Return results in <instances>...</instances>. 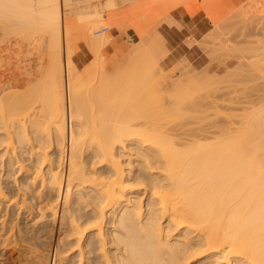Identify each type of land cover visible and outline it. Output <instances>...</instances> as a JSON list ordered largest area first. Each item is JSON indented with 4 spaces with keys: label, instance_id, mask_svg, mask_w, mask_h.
<instances>
[{
    "label": "bare ground",
    "instance_id": "bare-ground-1",
    "mask_svg": "<svg viewBox=\"0 0 264 264\" xmlns=\"http://www.w3.org/2000/svg\"><path fill=\"white\" fill-rule=\"evenodd\" d=\"M93 2V11H79L75 14L76 19H88L86 22H79L78 27L84 28L82 34L80 32L83 29H77L81 36L84 34V38L80 37L87 43L85 46L96 55L107 44L109 36L108 32L101 33L98 35L99 41H94V45L91 43L93 36L91 41L88 40L91 37L89 33L92 32L89 30L86 34L88 30L85 32V29L97 26L98 29V24L102 23L99 20L103 16ZM68 3L69 0H0L1 21L5 23V18L7 21L11 19L17 25H22L21 28L38 27L41 33L42 29L45 30L50 34L49 42H52L47 47L53 45L55 48L54 52L50 49V54L45 46L48 49L46 68L42 66L45 69L42 70L41 66L38 68L39 65L35 68L32 63L23 61L19 77L10 75L15 77L8 79L16 84L17 90L20 89L18 93L11 87L10 80L3 79L0 75V264H10L9 259L13 258L5 256L7 249L16 253V264H264V111L260 112L254 106L249 107L256 108L257 112L253 111L252 114L248 109L246 113L243 112L244 109L240 110L249 117L240 114L242 123H235V128L226 126V123L223 126L218 120L212 121L215 124L211 122V125L204 121L203 124L197 123L192 116L198 114L192 110L200 113L203 111V116L199 115L203 120L207 112H218L222 107L218 105L222 104L223 94L219 92L220 88L212 87L213 90L219 89L217 93L220 94L217 96L221 95L222 99H217L216 102V98L210 95L214 100L211 101L206 94L208 87L218 85L216 76V83H213L210 76H207L208 72L204 74L207 68L204 72L202 69L201 73L198 72L200 76L193 70L189 73L188 68V71L184 69L187 77L179 75L175 80H165L162 77L158 83L159 88L169 82L175 86L173 90L177 94L171 91L175 96L170 91L167 92L169 98L174 97V113L171 115L165 101L159 100L158 94L154 95L152 82H147L153 80L152 76H156L158 72L162 74L157 65L158 58L155 59L158 55L155 54H161L165 50L163 37L152 30L154 33L151 36L144 32L143 35L140 34V45H132L124 54L122 52L123 59H116L118 65L114 63L115 67L108 68L112 76H108V80L105 81L104 71H99L103 75H100L101 79L97 76L99 80H94L98 84L92 82L95 76L88 75V72L84 73L85 76L80 73L84 76L82 78L70 57L69 52L72 54V50L66 38L74 28L72 20L75 15L74 18L67 16L72 20L67 19L66 15L67 20L62 19L64 15L61 6ZM106 3L108 7L114 6L112 0ZM253 15L248 14L247 18ZM107 19L105 18L106 24L109 23L107 26L114 25L115 20L107 22ZM239 19L236 20L242 25L246 22V19L243 23ZM233 22L231 25L236 24ZM61 39L63 42L66 40V46ZM192 41L197 44L198 40H190ZM104 42L106 44L103 45ZM223 42H213L219 45H214L215 49L211 46L209 49L212 51H209H216ZM240 43L242 42L239 45ZM61 44L69 46V52H66L69 53L68 57L64 52L61 58ZM206 47L207 45L204 48ZM237 48L244 49L245 46ZM164 53L166 52L162 54ZM243 64L244 62L240 66H248ZM257 65L263 71L261 62ZM252 66L255 67V64L250 67ZM250 67L244 69L248 72L250 70L251 74ZM261 68L257 70L260 72ZM232 69L231 72L227 71L233 77L229 74L226 79H234L237 77L235 74L241 72L240 70L234 74ZM255 71L253 69L252 74H257ZM226 72L223 75H228ZM194 76L197 77L192 78ZM251 77L249 75L248 78ZM223 78L224 76L221 79L219 76L216 79L223 84ZM241 79L234 85L237 86ZM254 80L256 79L251 81ZM100 81L104 83L103 87ZM262 81L259 78L257 82ZM142 83L145 93L142 94L143 90H140L142 95H138ZM244 83L238 85L243 86ZM246 83L248 85L249 82ZM256 83L254 82V87L252 84L253 88H257ZM19 85L24 86V91H21L23 87L20 88ZM111 88H114L113 92L117 91L112 94ZM132 89L137 97L141 96L144 100L137 99L135 93V97L131 96L133 91H129ZM203 89L206 92H202ZM224 89L225 87L222 90ZM262 91H255L259 100ZM211 92L212 90L210 94ZM227 93L228 96L229 92ZM128 96L130 99L127 105ZM227 96L225 93V97ZM234 96L232 97L235 99ZM93 99L94 102L91 103ZM131 100H134L131 102L133 105L137 100L144 105L137 107L141 105L137 103L133 111ZM225 102L226 100L223 101V106H226ZM128 106L132 109L129 110ZM199 106H203L202 110ZM225 111L226 114L224 110L223 114L227 115L228 110ZM210 117L208 115L206 118ZM45 120L49 124L47 129L43 127ZM171 121L178 125L173 127ZM166 122L171 123V127L168 125L165 128Z\"/></svg>",
    "mask_w": 264,
    "mask_h": 264
},
{
    "label": "rangeland",
    "instance_id": "rangeland-1",
    "mask_svg": "<svg viewBox=\"0 0 264 264\" xmlns=\"http://www.w3.org/2000/svg\"><path fill=\"white\" fill-rule=\"evenodd\" d=\"M94 1V2H93ZM106 1H110L111 2V0H87V1H85V0H69V3L67 4V5H62L61 6V10H62V15H64V17L62 16V19L63 18H65V15H66V18L67 19H69V18H71V17H73L74 18V15H75V18H74V20L77 22H75L74 20H72V18H71V20L73 21V23H75V24H73L74 25V28H72V32H70L71 34H69L68 36H66V38H67V40H68V44L70 45V49L72 50V54H71V51L69 52L68 50H69V46H67V47H65L66 46V40H65V42H63V40L61 39V42L62 43H64L65 44V46H64V44H61L62 45V47H60V49L62 50H60L61 52V58H63V54H64V52H65V55H66V57H68V55H69V53H70V57H71V59H72V61H73V63H74V65H76V70H77V72H78V74H83L84 75V73L86 74V72H88L87 74L88 75H91V76H95L94 78H93V80H92V82H94L95 84H98L99 82L98 81H94V80H99V79H101V76L100 75H102V74H100V72L102 73V71H104V72H106L105 74H104V72H103V74L106 76V78H105V76L103 77V78H105V81L106 80H108L107 78H108V76H111V74L109 73L110 71L108 70V68L110 67V68H113V66L115 67L116 65V63H117V61L119 60V59H123V57L122 56H124V55H122V52H123V54L125 53V51H127L132 45H135V44H137V45H140V44H138V41H140V38H142V37H140V34H142L143 35V33L142 32H144V33H146V35L148 34L149 36H151V35H153V33L155 32V31H157L162 37H163V39H164V43H163V46H165L164 47V51L163 52H166V53H164V54H162L163 52L160 50V49H158V50H160L162 53L160 54V52H156V51H158V50H156L155 52L156 53H158V54H155V56L156 55H158L155 59H157V65H158V67H160L161 68V72H162V74L160 73V72H156L157 73V75L155 76L154 75V77L152 76V78H153V80L151 79L150 80V78H149V80L150 81H148L147 80V82L148 83H150V82H152V86H153V89L155 90V94L154 95H156V94H158L157 96H158V98H159V100H163V101H165V106L168 108V109H170V114L172 113H174V111H173V108H172V106H173V104H174V97H172V96H175L174 94H177V93H175L176 92V90H175V92H174V90H173V87H175V86H172L171 84H170V82L169 83H167L165 86H163L162 88H159V86H158V83L161 81V78L163 77L165 80H169V79H174V78H177V77H179V75L180 76H185V74L187 73L186 71V73H184V69L185 70H187L188 68V72L190 73L192 70L196 73H198V72H200V70L201 71H203L204 69H206L207 68V70H205V73L204 74H206V72H208V75L207 76H210V78H211V81H213V83H216L215 82V80L218 82V85L217 84H213L212 82V84H213V86H211V88L212 87H218V88H220V91L219 92H221V95H222V97H223V99H222V97H220L221 95H219V96H217L218 94H220L219 92L217 93V91L219 90L218 88V90L217 89H215V90H213L214 88H210V87H208V89L211 91L212 90V92H211V94H210V91L208 90L207 92L209 93V95H208V93L206 94L207 95V97L209 98L210 97V99H211V96L210 95H212V97H215L216 98V102H217V99L218 100H221L222 99V104H224L223 103V101H225L226 100V106H223L222 104L221 105H218L219 107L220 106H222L220 109L222 110H218V112L217 111H215V112H210L209 114H208V112H207V116H205V118L203 119V120H201L202 118H200V116H203V111H202V113H200L199 111L198 112H195L194 110H192L194 113H196V114H198V116H196L195 114V116H192V113H191V116L194 118H196V119H198L197 117H199V119L198 120H196L195 119V121L197 122V123H201L202 122V124H203V121H204V123H206V124H209V125H211V124H215V120H218V123H221V124H223V126H225L224 124L226 123V126H231V127H236V126H234L235 125V123H237L238 125L240 124V123H242V117H240L241 115L240 114H242L243 112L244 113H246L247 112V110L246 109H248V110H250L249 111V113L250 114H252L253 113V111H255V112H257L255 109L256 108H259V109H257V110H261L260 112H263L264 111V100L262 99V98H264V97H262V96H264L263 94H264V91H262V89H264V84H262V83H264L263 81H264V78H263V73H264V68H263V71H262V68H261V70H260V72L257 70V68L258 69H260L259 67H258V62H259V64H260V62H261V65H262V67H264L263 66V64H264V60H262V59H264V0H200V3H199V6H200V8L202 9V11H203V13H204V15L206 16V18L208 19V21H209V25H208V28H207V30L205 31V32H203L202 34H201V36L200 37H198V38H195L193 35H191V34H189V33H187V34H183L182 35V37H180V38H176V37H171V35L170 34H166L164 31H163V27H162V24L164 23L165 25H167V26H175L176 27V29H182V28H186V30L187 29H189L190 28V26L189 25H187L188 24V21H186L187 23H185V24H183V23H179V22H177L172 16H171V12H172V10L175 8V7H177V6H179L180 4H182V3H184V2H186V1H188V0H182V1H180V0H146V2H145V0H112V3L114 4V6L113 5H110L109 7L107 6V3H106ZM136 1V2H135ZM141 1V2H140ZM149 1H151V2H149ZM176 2L175 4L173 3V2ZM252 1V2H251ZM92 2L96 5V7H97V9L102 13L101 15H106V16H104V18H103V16L101 17V20H99V21H101L102 23H99L98 25H99V28L97 29V27H95L94 29H93V27L92 28H90L91 26L89 25V28L90 29H87L86 27V29H85V32H87V30H88V32L86 33V34H88L89 33V30H90V32H92V33H89L90 35H91V37H88L89 39V41H91V38H92V36H93V38H92V40H93V42L91 41V43H92V45H94L95 43H94V41H97L98 40V35H100L101 33H106V32H108V36H109V39H107L106 41H107V44L104 42L103 43V45L104 44H106L104 47H103V49H102V51H100L99 53L97 52L96 53V55H95V53H93L92 51H90V49L88 48V47H86L87 46V43H85L84 42V39H82V38H84V34H83V36H81V34L84 32V28L82 27V26H80V28L78 27L79 26V24L81 23V21L83 20V22L85 21H88V19L87 20H84V19H80V18H78L77 17V19H76V16H77V14H75L76 12L78 13L79 11L81 12H90V11H93V9H92ZM178 2V3H177ZM242 2H243V4H242ZM262 5V6H260V4ZM136 3V4H135ZM206 3V4H205ZM257 3V4H256ZM143 4V5H142ZM259 4V5H258ZM94 5V6H95ZM205 5V6H204ZM206 5H207V7H206ZM238 5V6H237ZM86 6V7H85ZM106 6H107V8H106ZM116 6V7H115ZM133 6V7H132ZM137 6V7H136ZM254 6H256V7H254ZM105 7V8H104ZM111 7V8H110ZM237 7V8H236ZM101 8V9H100ZM204 8H205V10H204ZM247 8V9H246ZM249 8V9H248ZM115 9V10H114ZM122 9V10H121ZM123 10H124V12H123ZM246 10H247V12H246ZM103 11V12H102ZM105 11V12H104ZM119 11V12H118ZM122 11V12H121ZM133 11V12H132ZM234 11V12H233ZM243 11V13L241 14V12ZM113 12H115V13H113ZM238 14H240V15H238ZM254 12V13H253ZM103 13H106V14H103ZM112 15H111V14ZM160 14V15H159ZM226 14V15H225ZM250 15V14H254L253 16H249V19L247 18L248 16L247 15ZM71 16V17H67V16ZM73 15V16H72ZM108 15V16H107ZM141 15V16H140ZM168 15V16H167ZM233 15V16H232ZM234 15H236L235 17H234ZM245 15V16H244ZM158 16V17H157ZM165 16H166V18H165ZM212 16V17H211ZM238 16V17H237ZM242 16H244V17H242ZM109 17V19H107ZM130 17V18H129ZM170 17H171V20H170ZM222 17V18H221ZM228 17V18H227ZM233 19H231V18ZM244 18L243 20H241V18ZM65 18V19H66ZM105 18L107 19V22L108 21H110V20H115L114 21V25H111L110 27L109 26H107V24H109V23H107L106 24V20H105ZM111 18V19H110ZM118 18V19H117ZM226 18V19H225ZM240 18V19H239ZM247 18V19H246ZM66 19V20H67ZM80 19V20H79ZM96 19L98 20V18L96 17ZM104 19V20H103ZM173 19V20H172ZM224 19V20H223ZM228 19V20H227ZM231 19V24H232V22L233 23H236V24H233V25H231L230 23H229V20ZM236 19H239V21H242V23L244 22V20L246 21V22H244L243 23V25L241 24V22H238ZM1 20H3V18L2 19H0V57H1V60H0V68L2 69H0V75H1V77L3 78V79H8V78H10V77H12V76H15V77H19V75H20V71L22 70V64H24V63H22L23 61L25 62H30V63H32V65H35L34 67L35 68H37V66L39 65V67L38 68H40V66H41V68H42V66H45V68H46V60L45 59H47L48 57H47V50L49 49H51L52 51H53V45L52 46H50V47H52V48H50V47H47V45H50V44H52V42H49V40H50V34H48L49 32H47V31H45V30H43L42 29V33H41V30L38 28V27H33V28H29V29H26L25 28V26H23L24 28H21L22 27V25H17V23L14 21V20H9L8 19V21L6 20V18H5V23L3 22V21H1ZM66 20L64 21V22H66ZM70 20V19H69ZM103 20V21H102ZM165 20V21H164ZM167 20V21H166ZM187 20V19H186ZM215 20H216V22H215ZM219 22H218V21ZM156 21L158 22V23H156ZM169 21H170V24H169ZM172 21V22H171ZM222 21V22H221ZM223 21H224V24H222L223 23ZM235 21H237V22H235ZM248 21V22H247ZM4 23V24H2V23ZM6 22H9V23H6ZM70 22V21H69ZM80 22V23H79ZM130 22V23H129ZM176 22V23H175ZM214 22V23H213ZM66 23H68V22H66ZM64 24L63 23V25H67L68 26V24ZM157 25H156V24ZM173 23V24H172ZM226 23V24H225ZM11 24V25H10ZM71 24V23H70ZM101 24V25H100ZM104 24H106V25H103ZM143 24V25H142ZM217 24V25H216ZM238 24H240V25H238ZM6 25V26H5ZM15 26V28H13V26ZM62 25V24H61ZM177 25H179L178 27H177ZM228 25V26H227ZM5 26V27H4ZM9 26V27H8ZM10 26H12V28L10 27ZM19 28H18V27ZM72 26V25H71ZM156 26V27H155ZM223 26V27H222ZM226 26V27H225ZM230 26V27H229ZM233 26V27H232ZM263 26V27H262ZM8 27V28H7ZM32 27V26H31ZM63 27V26H62ZM66 27V26H65ZM64 27V28H65ZM88 27V26H87ZM102 27H106L107 29L105 30V31H101V32H99V33H95V31L96 30H99V29H101ZM154 27H155V30H154ZM216 27V28H215ZM219 27V28H218ZM2 28H4V29H2ZM9 28H11V29H9ZM28 28V27H27ZM36 28H38V29H36ZM83 29L82 30V32H80V30L78 31V29ZM153 28V29H152ZM222 28H224V29H222ZM150 29V30H149ZM233 29V30H232ZM36 30H38V31H36ZM154 31L153 33H152V31ZM213 30V31H212ZM236 32H235V31ZM31 31H32V33H31ZM36 33H35V32ZM148 31H149V33H148ZM218 31V32H217ZM230 31V32H229ZM40 32V33H39ZM79 32L81 33V34H79ZM208 32V33H207ZM211 32H214V33H211ZM222 34H221V33ZM223 32H225V33H223ZM229 32V33H228ZM35 33V34H34ZM209 33H211V36H210V34ZM238 33H240V34H238ZM86 34H85V39H87V37H86ZM93 34V35H92ZM209 34V35H208ZM214 34V35H213ZM220 34V35H219ZM30 35V36H29ZM40 35H41V38H40ZM89 35V36H90ZM106 35V37H107V34H105ZM204 35V36H203ZM227 35V36H226ZM22 36H24V37H22ZM79 36V37H78ZM82 38H81V37ZM88 36V35H87ZM95 36H97L96 38V40H95ZM207 36L209 37V38H207ZM220 38H219V37ZM241 38H240V37ZM104 37V36H103ZM186 37H187V39L189 40H198L197 41V44H198V42H199V44L197 45V44H195L193 41V45H192V42H190V40L188 41L187 39H186ZM190 37V38H189ZM207 39H206V38ZM227 37V38H226ZM23 38L25 39V40H23ZM38 38V39H37ZM61 38H62V36H61ZM70 40H69V39ZM108 38V37H107ZM148 38V37H147ZM199 38H203L202 40L204 41H202L201 39H199ZM211 38V39H210ZM215 38V39H214ZM219 39V41H218V39ZM238 38H240V39H238ZM244 38V39H243ZM31 39V40H30ZM41 39V40H40ZM65 39V38H64ZM186 39V40H185ZM210 39V40H209ZM227 39V40H226ZM88 40H86L88 43H89V41ZM110 40V41H109ZM149 40V39H148ZM148 40H146V41H148ZM215 40V41H214ZM221 40V41H220ZM236 40H237V43H236ZM246 42H245V41ZM48 41V42H47ZM52 41V40H51ZM71 43H70V42ZM99 41V40H98ZM109 41V42H108ZM186 41V42H185ZM203 42V44L202 45H204V46H202L201 45V43ZM217 41V42H216ZM222 41H224L223 43H222V45H220V48L219 47H217V49H216V51L214 50L215 49V46L214 45H219V44H221V42ZM244 41V42H243ZM37 42V43H36ZM39 42V43H38ZM188 42L190 43V44H188ZM201 42V43H200ZM212 42V43H211ZM219 43V44H214V43ZM239 42H242V43H240V45H239ZM50 43V44H49ZM91 43H89L90 45H91ZM143 43V42H142ZM144 43H145V41H144ZM143 43V44H144ZM204 43H206V45H207V47L206 48H204L206 45L204 44ZM208 43H210V44H208ZM235 44V45H233L232 46V44ZM37 44V45H36ZM85 44H86V46H85ZM88 44V45H89ZM97 44H99V42L98 43H96V45ZM142 44V45H143ZM188 44V45H187ZM225 44V45H224ZM237 44L239 45V46H237ZM241 44H243V45H241ZM34 45V46H33ZM72 45V46H71ZM101 45H102V41H101ZM145 45V44H144ZM143 45V46H144ZM159 45V44H158ZM190 45V46H189ZM199 45H201V46H199ZM224 45V46H223ZM251 45V46H250ZM263 45V46H262ZM42 46V47H41ZM48 48H46V47ZM211 46H212V48H213V46H214V51L213 52H210V51H212L211 49H209V48H211ZM223 46V47H222ZM226 46V47H225ZM244 47L245 46V48H246V51L243 49V48H237V47ZM247 46H248V49H247ZM28 47V48H27ZM37 47V49L35 50V48ZM222 47V48H221ZM225 47V48H224ZM227 47H229V49H226ZM40 48V49H39ZM67 48H68V50H67ZM141 48V47H140ZM234 48V49H233ZM237 48V49H236ZM251 48V49H250ZM256 48V49H255ZM27 49H28V51H27ZM32 49H34V50H32ZM65 49V50H64ZM127 49V50H126ZM220 49H222V50H220ZM232 49V50H231ZM250 49V50H249ZM44 50H45V52H44ZM51 50H50V52H51ZM54 50H55V48H54ZM206 50V51H205ZM210 50V51H209ZM224 50H225V52H224ZM230 50V51H229ZM252 50V51H251ZM26 53H25V52ZM69 52V53H66V52ZM140 51V50H139ZM209 51V52H208ZM221 51V52H220ZM232 51V52H231ZM237 51V52H236ZM36 52V53H35ZM37 52H38V54H37ZM54 52V51H53ZM149 52V51H148ZM147 52V53H148ZM153 52V51H152ZM154 52V53H155ZM215 52L217 53V54H215ZM227 52V53H226ZM230 52V53H229ZM236 52V53H235ZM244 52V53H243ZM10 53V54H9ZM17 53V54H16ZM23 53H25V54H23ZM150 54H151V52H149ZM210 53V54H209ZM212 53H214V54H212ZM219 53V54H218ZM223 53V54H222ZM235 54V57H234V54ZM237 53H238V56H236L237 55ZM247 53V54H246ZM42 54V55H41ZM45 54V55H44ZM50 54H52V52L50 53ZM160 54V55H159ZM228 54V55H227ZM232 54H233V56H232ZM240 54V55H239ZM242 54V55H241ZM245 54V55H244ZM23 55V56H22ZM28 55V56H27ZM72 55V56H71ZM121 55V56H120ZM244 55V56H243ZM25 56L27 57V58H25ZM50 56V55H49ZM140 56V55H139ZM138 56V57H139ZM216 56V57H215ZM246 56V57H245ZM14 57V58H13ZM43 57V58H42ZM121 57V58H120ZM131 57V56H130ZM137 57V58H138ZM154 57V56H153ZM211 57V58H210ZM237 57V58H236ZM244 57V58H243ZM262 57V58H261ZM136 58V57H135ZM136 58V59H137ZM141 58H143V57H141ZM144 58H146V57H144ZM150 58V57H149ZM260 58V59H259ZM14 59V60H13ZM18 59V60H17ZM99 59V60H98ZM116 59H118L117 61H116ZM147 59V58H146ZM210 59V60H209ZM239 59H240V64H242L243 62H244V64H243V66L244 65H246V64H248V66L250 67L251 65H254L255 64V67H257L256 69H255V67L254 66H252V67H254L253 69L254 70H256L254 73H256L257 72V74H252L253 73V69H252V67H250L251 68V74L249 73L250 72V70H249V72H248V70L246 71V69H248V66L246 65V66H244V67H242V66H240V64H239ZM241 59H242V61H241ZM244 59V60H243ZM259 59V60H258ZM93 60V61H92ZM125 60V59H124ZM128 60V59H127ZM141 60V59H140ZM140 60H138L139 62H140ZM262 60V61H261ZM95 61V62H94ZM116 61V62H115ZM131 61V59L129 60V62ZM132 61H134L133 60V58H132ZM144 61V60H143ZM209 61V62H208ZM18 62V63H17ZM120 62L122 63V61L120 60ZM119 62V63H120ZM137 62V61H136ZM187 62V63H186ZM238 62V63H237ZM245 62H247V63H245ZM21 63V64H20ZM94 63V64H93ZM115 63V64H114ZM133 63V62H132ZM132 63H130V64H132ZM140 63H142V62H140ZM182 63V64H181ZM251 63H254V64H251ZM18 64V65H17ZM41 64V65H40ZM90 64H91V67H90ZM104 65V67H102L103 65ZM113 64V65H112ZM177 64L179 65V66H177ZM184 64V65H183ZM237 64V65H236ZM21 65V66H20ZM117 65H118V63H117ZM235 65L236 66H238V67H235ZM2 66V67H1ZM17 66V67H16ZM20 66V67H19ZM130 66V65H129ZM184 66H186V67H184ZM203 66V67H202ZM260 66V65H259ZM16 67V68H15ZM20 69H19V68ZM104 69H102V68ZM178 67H180V69L178 68ZM235 68V70H234V68ZM44 68V67H43ZM43 68H42V70H43ZM44 68V69H45ZM85 68H86V70H85ZM88 68V69H87ZM94 68V69H93ZM99 68V69H98ZM233 68V69H232ZM236 68L238 69V70H236ZM244 68H246V69H244ZM91 69V70H90ZM101 69V70H100ZM191 69V70H190ZM227 69H228V71L230 70V72H231V69H232V71L234 72V74L235 73H237L238 71H240L241 70V72L243 73V74H240L239 72V74H235V75H237V77L235 78L234 77V79L232 78L231 79V77H230V79H226V78H228L229 77V74H230V72H228L227 71ZM242 69H244L245 71H242ZM4 70V71H3ZM94 70V71H93ZM106 70V71H105ZM108 70V71H107ZM6 71V72H5ZM17 71V72H16ZM90 71V72H89ZM100 71V72H99ZM183 71V72H182ZM228 72V75H223V74H225V72ZM236 71V72H235ZM5 72V73H4ZM93 72V73H92ZM193 72V73H194ZM204 72V71H203ZM227 72H226V74H227ZM232 72V73H233ZM249 73V75H250V77L253 75H256V76H258L259 75V77L257 78V77H251L250 79L248 78L249 77V75H248V73ZM17 73V74H16ZM18 73H19V75H18ZM93 75H92V74ZM201 73V72H200ZM247 73V74H246ZM261 75H260V74ZM80 74V75H81ZM108 74V75H107ZM110 74V75H109ZM153 74V73H152ZM184 74V75H183ZM199 74V73H198ZM211 74V75H210ZM10 75H12V76H10ZM18 75V76H17ZM83 75H81V77L83 78L84 76ZM149 75V74H148ZM147 75V76H148ZM187 75V74H186ZM190 75V74H189ZM193 75H197V74H193ZM230 75H232V77H233V74H230ZM241 76L242 77V79L244 80V81H242V79H241V77L239 78V76ZM245 75V76H244ZM246 75H248V77L246 76ZM5 76H7V77H5ZM87 76V75H86ZM90 76V77H91ZM97 76H99L100 78L98 79V77ZM103 76V75H102ZM151 76V75H150ZM197 76H200V74L199 75H197ZM196 76V77H197ZM203 76V74L201 75V77ZM214 76H216V78H218L219 76H220V79L222 78V76H224V78L222 79L223 80V84H220V80L219 79H216L215 78V80H214ZM228 76V77H227ZM15 77H12V79H14ZM112 77V76H111ZM111 77H109L110 78V80H111ZM149 77V76H148ZM169 77H172V78H169ZM185 77H187V76H185ZM190 77V76H189ZM195 76L194 77H192V78H196ZM226 77V78H225ZM245 77H247L246 79H244ZM91 78V79H92ZM147 78V77H146ZM204 78V77H203ZM207 78V77H206ZM209 78V77H208ZM213 78V79H212ZM237 78H238V80H237ZM259 78H260V82H261V80L263 79V81H262V83H260L262 86H260L259 85V83L257 82L258 80H259ZM11 79V78H10ZM10 79H8V80H10ZM11 79V80H12ZM87 79V78H86ZM201 79V78H200ZM225 79H226V81H225ZM239 79H241V82H238V83H242L243 84V82H249L248 83V85H245V83H244V85H245V87H244V85L242 86V84H240V85H238V83H237V86H235L234 84H236V82L237 81H239ZM253 79H256V80H254V82L256 83V85H255V87L257 86V88H253L254 87V82L253 81H251V80H253ZM10 80V82H11V87H13V88H17V86H15L16 84L15 83H12L13 81H11ZM113 80V79H112ZM175 80V79H174ZM202 80V79H201ZM209 80V79H208ZM208 80H205V82L206 81H208ZM229 80V81H228ZM232 80V81H231ZM249 80V81H248ZM102 81H104V80H102ZM102 81H100V84H101V86L103 87V85H104V83L102 84ZM104 81V82H105ZM114 81V80H113ZM210 81V80H209ZM231 81V82H230ZM234 81V82H233ZM250 81L252 82V83H250ZM96 82H98V83H96ZM111 82V81H110ZM144 82H145V80H144ZM154 82V83H153ZM226 84H225V83ZM229 82V83H228ZM107 83H109V81L107 82ZM141 83V82H140ZM210 83V82H209ZM222 83V82H221ZM228 83V84H227ZM246 83V84H247ZM112 84V83H111ZM114 84V83H113ZM143 84V85H142ZM142 84H140L141 86V88L139 89V93L137 92V87H139V84H138V86L137 87H135V89H136V92L138 93V95L139 94H141L140 92V90H143L142 89V86H144V83H142ZM157 84V85H156ZM220 84V85H219ZM233 84V85H232ZM252 84H253V87H252ZM14 85V86H13ZM105 85H106V83H105ZM229 85V86H228ZM230 85H232L231 86V89H230ZM242 86V87H241ZM248 86V87H247ZM251 86V87H250ZM18 87H23L22 89H21V91L24 89V86H18ZM112 87V86H111ZM225 87V89L226 88H228V89H226V91H224V90H222L223 88ZM262 87V88H261ZM12 88V89H13ZM13 89L14 91L15 90H17V89ZM237 88V89H236ZM241 88V90H239ZM261 88V89H260ZM12 89H10V90H12ZM112 89V91H110V92H112V94L113 93H115L116 91H114L113 92V89L114 88H111ZM110 89V90H111ZM176 89V88H175ZM192 89V88H191ZM206 89V88H205ZM232 89H233V91L235 92H232ZM247 89V90H246ZM249 89V90H248ZM254 91H253V90ZM12 90V91H13ZM18 90H20V89H18ZM18 90H17V92L16 93H18ZM134 89H132L131 91H129V92H132ZM144 90H145V88H144ZM144 90L142 91V94H143V92H144ZM173 90V92L172 93H174V94H172L171 93V91ZM222 90V91H221ZM228 90V91H227ZM239 90V91H238ZM257 90H259V92L260 91H262V96H261V98H260V100H262L261 102H260V100L258 99V98H256V95H258V94H256L257 92H255V91H257ZM24 91V90H23ZM170 91V93L172 94V98H169V96L167 95V92H169ZM191 91H193L194 92V90H191ZM203 91H205L204 89L202 90V92ZM240 91L242 92V93H240ZM247 91V92H246ZM20 92V91H19ZM108 92H109V90H108ZM179 92V91H178ZM190 92V91H189ZM196 92V91H195ZM194 92V93H195ZM206 92V91H205ZM227 92H229V98L227 99ZM243 92H245V94L243 93ZM250 92V93H249ZM258 92V93H259ZM133 93H135L134 91L131 93V94H133ZM137 93H135L136 94V98L137 99H139V98H142L141 96L140 97H137ZM145 93V92H144ZM169 93V94H170ZM194 93H192V95L194 94ZM196 93H198V92H196ZM213 93V94H212ZM217 93V94H216ZM225 93H226V96L227 97H225ZM231 93H232V95H231ZM237 93V94H236ZM240 93V96L238 95ZM261 93V92H260ZM259 93V94H260ZM141 94V95H142ZM204 94V93H203ZM215 94V95H214ZM233 94H235V96L233 95ZM243 94V95H242ZM253 94H255V95H253ZM231 95V96H230ZM242 95V96H241ZM261 95V94H260ZM131 96H134V94L133 95H131ZM144 96V95H143ZM232 96H234L235 97V99L232 97ZM243 96H245V97H243ZM252 96V97H251ZM130 96H128L127 98H126V100H127V105L129 104V98ZM135 97V96H134ZM133 97V98H134ZM206 97V96H205ZM220 97V98H219ZM240 99H239V98ZM208 98H206V99H208ZM224 98H226L225 100H224ZM244 98L246 99V100H244ZM255 98V99H254ZM96 99V98H95ZM146 99V98H145ZM203 99V98H202ZM205 99V100H206ZM234 101H233V100ZM237 99V100H236ZM247 99H248V101H247ZM99 100V99H98ZM98 100H95V102H97ZM125 100V99H124ZM135 100V99H134ZM134 100H131L130 101V104H132V105H130V106H132V108H133V106H134V108H133V111L135 110V105L138 103V104H141V105H136L137 107H139V106H142V105H144L143 103H142V101H141V103L140 102H138V100H137V102H135V105H133L134 103H131V102H133ZM141 100V99H140ZM139 100V101H140ZM142 100H144L143 98H142ZM213 100V98L211 99V101ZM207 101H209V100H207ZM214 101V100H213ZM227 101H228V103H227ZM232 101V102H231ZM236 101L240 104H238V103H236ZM250 101V102H249ZM253 101V102H252ZM258 101H259V103H258ZM94 102V99L91 101V103H93ZM205 102V101H204ZM229 102H231V103H229ZM263 102V104L261 105L260 103H262ZM124 103V102H123ZM209 103H211V102H209ZM221 103V101L219 102V104ZM237 104V105H234V104ZM242 103H245V104H242ZM248 103V104H247ZM86 104V103H85ZM95 105H96V103H94ZM93 104V105H94ZM126 104V103H125ZM218 104V103H217ZM241 104H242V106H241ZM250 104V105H249ZM252 104V105H251ZM255 104H257V105H255ZM259 104L262 106H259ZM209 105V104H208ZM212 105V104H211ZM130 106H128L129 107V110H131L132 108L130 107ZM214 106L215 105H213V109L212 110H214ZM217 106V107H218ZM251 106H254V107H256L255 109H250L249 107H251ZM84 107H86L85 105H84ZM127 107V108H128ZM171 107V108H170ZM200 107V106H199ZM208 107V106H207ZM260 107H261V109H260ZM201 108V110H202V108H203V106L202 107H200ZM209 108H210V106H209ZM194 109H195V107H194ZM204 109H208V108H204ZM239 109V110H238ZM243 109H244V111H243ZM263 109V110H262ZM190 110V109H189ZM200 110V109H199ZM200 110V111H201ZM210 110V109H209ZM215 110H217V108H215ZM223 110H224V112H225V114H226V111L225 110H228L227 111V115H224L223 113ZM240 110H242V111H240ZM132 111V112H133ZM186 111H188V110H186ZM211 111V110H210ZM240 111V112H239ZM217 112V113H216ZM220 112H222V114L220 115L219 113ZM252 112V113H251ZM188 113V112H187ZM213 113V114H212ZM249 113H247V114H249ZM171 114V115H172ZM185 114V116L186 115H188L189 117H190V115L189 114H186V113H184ZM184 114H183V116H184ZM201 114V115H200ZM216 114V115H215ZM218 114V115H217ZM200 115V116H199ZM208 115L210 116L211 115V117H210V119L209 118H206V117H208ZM215 115V116H214ZM242 115H245V116H248V115H246V114H242ZM181 116H182V114H181ZM180 116V117H181ZM229 117V118H227V117ZM236 116V117H235ZM238 116V117H237ZM244 116V117H245ZM251 116V115H250ZM172 117V116H171ZM176 118H177V116H175ZM179 117V116H178ZM189 117H186V119H188ZM192 117H190L191 119H193ZM249 117V116H248ZM221 118H222V122H221ZM178 119V118H177ZM180 119V118H179ZM206 119V120H205ZM225 119H228V120H225ZM180 120H182V119H180ZM190 120V119H189ZM194 120V119H193ZM224 120V121H223ZM240 120V121H239ZM183 121V120H182ZM195 121H193L194 123H196ZM200 121V122H199ZM210 121V122H209ZM212 121H215V122H212ZM226 121V122H225ZM232 121V122H231ZM238 121V122H237ZM46 122V124H44L43 125V127H44V129H47L48 127H49V124H47V121L45 120L44 121V123ZM172 122V121H171ZM212 122V123H211ZM49 123V122H48ZM167 123V124H166ZM165 123V128L166 127H168V125L171 127V123L170 124H168L169 122H166ZM179 123V122H178ZM182 123H184V122H182ZM192 123V122H191ZM211 123V124H210ZM217 123V124H218ZM233 123V124H232ZM172 124L174 125V123L172 122ZM188 124H189V121H188ZM230 124H232V125H230ZM236 124V125H237ZM167 125V126H166ZM176 125H178V124H175L173 127H176ZM237 125V126H238ZM207 126V125H206ZM169 127V128H170ZM239 127V126H238ZM8 251L6 252V254H5V256H9V257H11V256H13V258L11 257L10 259H9V261H10V264H16V261H17V259L15 258V252L13 251V250H11V249H7ZM9 253V254H8ZM12 254V255H11ZM14 260V261H13Z\"/></svg>",
    "mask_w": 264,
    "mask_h": 264
},
{
    "label": "crops",
    "instance_id": "crops-1",
    "mask_svg": "<svg viewBox=\"0 0 264 264\" xmlns=\"http://www.w3.org/2000/svg\"><path fill=\"white\" fill-rule=\"evenodd\" d=\"M199 3V0H188L175 7L171 12V16L177 22L185 24L186 21H188L187 25L191 27L190 29H176L175 26H167L163 23V31L166 34H170L171 37L174 36L176 38H180L183 34L187 33L193 35L195 38L200 37V35L207 30L209 21L200 8Z\"/></svg>",
    "mask_w": 264,
    "mask_h": 264
},
{
    "label": "built area",
    "instance_id": "built-area-1",
    "mask_svg": "<svg viewBox=\"0 0 264 264\" xmlns=\"http://www.w3.org/2000/svg\"><path fill=\"white\" fill-rule=\"evenodd\" d=\"M106 29H107L106 27H102L101 29L96 30L95 33H99V32H101V31H105Z\"/></svg>",
    "mask_w": 264,
    "mask_h": 264
}]
</instances>
